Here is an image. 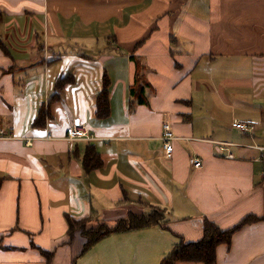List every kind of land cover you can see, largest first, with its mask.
Returning a JSON list of instances; mask_svg holds the SVG:
<instances>
[{
	"label": "crops",
	"instance_id": "obj_1",
	"mask_svg": "<svg viewBox=\"0 0 264 264\" xmlns=\"http://www.w3.org/2000/svg\"><path fill=\"white\" fill-rule=\"evenodd\" d=\"M0 131V264H160L249 215L214 264H264V0H0ZM152 207L164 225L85 250L69 232Z\"/></svg>",
	"mask_w": 264,
	"mask_h": 264
},
{
	"label": "trees",
	"instance_id": "obj_2",
	"mask_svg": "<svg viewBox=\"0 0 264 264\" xmlns=\"http://www.w3.org/2000/svg\"><path fill=\"white\" fill-rule=\"evenodd\" d=\"M106 84V83H105ZM108 110V88L104 85L102 91L97 97V113L104 114ZM93 149L90 146L87 149L86 158L89 167L98 166L99 158L93 163H88V156ZM256 216H246L240 223L233 228L222 229L214 222L205 219L204 233L202 238L197 241H185L180 235L174 233L176 242L172 249L162 258L160 264H179L180 262L200 261L204 264H214L216 260L215 250L217 245L221 243L230 244L233 232H235L244 223L253 221ZM90 219H74L68 216L69 232L73 234L79 231L85 238L83 250L89 248L94 242L113 231H126L137 229L151 224L164 225L166 219V209L160 207H152L148 212L140 214L130 213L128 217L119 220L112 225L104 221H100L96 225H90Z\"/></svg>",
	"mask_w": 264,
	"mask_h": 264
},
{
	"label": "built area",
	"instance_id": "obj_3",
	"mask_svg": "<svg viewBox=\"0 0 264 264\" xmlns=\"http://www.w3.org/2000/svg\"><path fill=\"white\" fill-rule=\"evenodd\" d=\"M233 126L240 128V129H246L247 124L243 121H234ZM66 139L73 144L76 140L79 139H91V136L88 133L87 127L84 124L83 121L79 117H73L71 122L69 123L67 130H66ZM6 137V133L4 131H0V138ZM175 134L173 132V129L168 122H164L162 125V134L161 139L163 141V150L165 153V156L167 158H171L172 152H173V144L172 140L175 138ZM262 153L264 154V148L262 147ZM232 156V155H229ZM190 163L194 167H201L202 161L199 157H191Z\"/></svg>",
	"mask_w": 264,
	"mask_h": 264
},
{
	"label": "rangeland",
	"instance_id": "obj_4",
	"mask_svg": "<svg viewBox=\"0 0 264 264\" xmlns=\"http://www.w3.org/2000/svg\"><path fill=\"white\" fill-rule=\"evenodd\" d=\"M87 47H88V46H87ZM87 50L90 52V54H91V53H92L93 55H94V54H98V51H97V50H96V51H93V50H95V48H94V49H92V48L90 49V48H89V49H87Z\"/></svg>",
	"mask_w": 264,
	"mask_h": 264
}]
</instances>
